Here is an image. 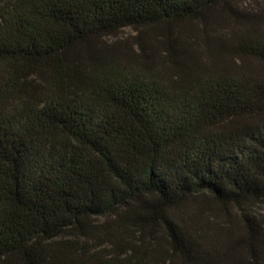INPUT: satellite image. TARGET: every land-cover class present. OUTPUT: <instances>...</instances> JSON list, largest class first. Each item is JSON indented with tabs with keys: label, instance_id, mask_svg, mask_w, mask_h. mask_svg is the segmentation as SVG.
<instances>
[{
	"label": "trees",
	"instance_id": "1",
	"mask_svg": "<svg viewBox=\"0 0 264 264\" xmlns=\"http://www.w3.org/2000/svg\"><path fill=\"white\" fill-rule=\"evenodd\" d=\"M226 18L238 30L204 48L102 45ZM247 60L264 66L261 2L0 0V264H264L248 210L264 78Z\"/></svg>",
	"mask_w": 264,
	"mask_h": 264
},
{
	"label": "rangeland",
	"instance_id": "2",
	"mask_svg": "<svg viewBox=\"0 0 264 264\" xmlns=\"http://www.w3.org/2000/svg\"><path fill=\"white\" fill-rule=\"evenodd\" d=\"M255 1L264 5V0H239V4L242 8H246V6L252 5ZM237 30V24L230 18H226L223 21L220 19L210 21L205 31L202 29V24L197 21H184L173 25L170 30L172 33L166 32L164 27L141 31L125 28L113 36L104 38L102 45L105 44L106 49L112 51L122 60L127 58L137 59L139 54L142 59H145L153 54L154 57L160 55L167 47L165 41L170 42L174 36L179 35L184 44L193 45V48L196 47L198 49L205 47V40L207 41L206 45L214 44L218 40L225 41L226 38L231 36L230 33ZM155 64L161 66L158 61ZM242 66L252 76L264 78V66L260 63L247 60L244 61ZM248 210L264 223V201L249 206ZM215 219L220 220L218 217Z\"/></svg>",
	"mask_w": 264,
	"mask_h": 264
}]
</instances>
